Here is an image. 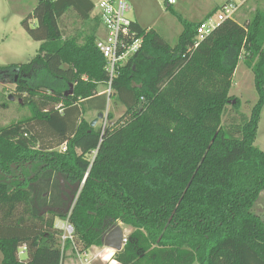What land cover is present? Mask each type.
<instances>
[{
	"label": "trees",
	"instance_id": "obj_1",
	"mask_svg": "<svg viewBox=\"0 0 264 264\" xmlns=\"http://www.w3.org/2000/svg\"><path fill=\"white\" fill-rule=\"evenodd\" d=\"M93 10L91 0H38L21 20L40 42L36 55L0 66L15 70V92L30 111L0 126V263L59 264L73 244L61 249L55 221L68 219L80 252L102 247L118 222L130 227L113 254L119 264H264V220L254 211L264 190V150L254 145L264 13L222 21L197 47L201 20L170 9L182 27L173 44L132 21L141 43L108 96L97 88L109 77ZM69 13L87 28L69 29L61 22ZM241 54L258 98L249 116L230 110L224 125L228 105L239 104L229 91ZM109 98L124 112L91 127L86 113H104Z\"/></svg>",
	"mask_w": 264,
	"mask_h": 264
},
{
	"label": "rangeland",
	"instance_id": "obj_2",
	"mask_svg": "<svg viewBox=\"0 0 264 264\" xmlns=\"http://www.w3.org/2000/svg\"><path fill=\"white\" fill-rule=\"evenodd\" d=\"M38 0H0V66H8L12 64H20L29 62L37 53L40 42L32 40L21 26V20L32 13ZM130 5L128 16L130 18L138 17L140 24L143 27H155L158 31L173 44L181 31L179 22L170 13V9L175 11L183 10L184 3L187 0H174V4L167 6L165 0H125ZM245 2V1H244ZM243 3L233 19L242 24L246 19H250L255 10H260L264 13V0H251L249 4ZM96 11V10H95ZM216 13V12H215ZM212 14V16L215 15ZM190 20L196 21L198 16L193 14H183ZM200 15V14H198ZM96 16V15H94ZM92 16V17H94ZM173 21L174 27L166 22ZM61 22L65 23L75 29H86L87 26H82L72 13L62 17ZM34 20H31L30 25L33 26ZM91 25L94 21H91ZM155 24H157L155 26ZM101 27V26H100ZM99 27V28H100ZM170 27V28H169ZM101 30V28H100ZM10 74L0 75V126H7L16 122L30 114L29 109L22 105L21 98L15 92V84L12 81L13 76L16 75L14 69L10 70ZM7 72V71H6ZM6 76V77H5ZM107 85H98V90L105 91ZM231 92V93H230ZM229 95L239 100L238 106L228 105L227 113L222 116L224 125H229V113H238L243 116H249L252 106L255 104L258 96L254 87V75L243 61L241 54L238 64L233 74V82L229 91ZM11 96V98L9 97ZM234 110V112H233ZM124 112V107L114 102L113 98H109L104 117L99 119L95 124L96 127H103L105 124H111L113 121ZM112 115L110 120L107 116ZM87 119H94L95 112H87ZM254 145L259 149H264V105L262 107L256 129V137ZM58 149H62L59 147ZM254 211L259 214L264 220V190L260 192ZM62 222V219H57ZM117 225L121 226L123 234H129L130 230L122 223ZM111 254H114L113 251ZM115 252V251H114ZM80 257L74 249L68 248L64 253V264H118L113 255H107L105 261L96 256L92 249L85 252H79ZM0 252V259H1ZM1 264V263H0Z\"/></svg>",
	"mask_w": 264,
	"mask_h": 264
},
{
	"label": "built area",
	"instance_id": "obj_3",
	"mask_svg": "<svg viewBox=\"0 0 264 264\" xmlns=\"http://www.w3.org/2000/svg\"><path fill=\"white\" fill-rule=\"evenodd\" d=\"M94 3L96 16L99 18L104 35L96 40V48L106 60L105 70L108 74V82L104 91L108 96L111 93V81L117 73L118 67L132 54H134L141 43L135 37V32L131 29L132 20L128 16L130 5L125 0H91ZM245 0H226L216 11L215 15L208 16L201 20L194 39V47L204 40L222 21L233 18L239 7ZM172 4L174 0H167ZM93 10V11H94ZM105 116V115H104ZM55 225L61 230V249L65 242L70 240L77 256L80 257L78 248L74 245V230L68 219L62 222L55 221ZM127 235L123 234L122 246L126 243ZM114 252V251H113ZM25 254V246H20L18 255ZM61 260L59 264H63Z\"/></svg>",
	"mask_w": 264,
	"mask_h": 264
},
{
	"label": "crops",
	"instance_id": "obj_4",
	"mask_svg": "<svg viewBox=\"0 0 264 264\" xmlns=\"http://www.w3.org/2000/svg\"><path fill=\"white\" fill-rule=\"evenodd\" d=\"M225 1L226 0H187V3L185 2L184 3V7H182L183 10H180V11L178 10L177 12L180 13L184 18H186L189 21H193V20H190V18L185 17V15H183V14H188L187 16H190V15L195 14V15L198 16V18H197L196 21H200V20L204 19L213 9L218 8ZM250 1L251 0H245L244 4L247 5V4L250 3ZM174 3L175 2H173L172 4H170L168 6L171 7V5H173ZM198 14H200V15H198ZM94 15H96V11L95 10L91 13V17L94 16ZM131 20L134 21V22H136L137 24H139L141 27H143L140 24L138 17L131 18ZM166 23L167 24H170V27H172V26L174 27L172 20H168ZM156 25L157 24H155V26ZM100 28H101V30H100ZM100 28H99V31H98V36L99 37H101V36L104 35V30H103L102 26ZM143 28H149V27L146 26V27H143ZM69 29H72V28L69 26ZM181 29H182V27H181ZM262 150H264V149H262ZM128 228L131 229L130 227H128ZM131 230H130V232H131ZM90 249H92L94 251V253H95L96 256H99L100 259H102L104 261H105V257L107 255H109V256L110 255H113V254H111L112 252H110V251H114V250H112V249H110V248H108V247H106L104 245L102 247L92 246ZM0 262H1V259H0ZM63 264H64V262H63Z\"/></svg>",
	"mask_w": 264,
	"mask_h": 264
},
{
	"label": "water",
	"instance_id": "obj_5",
	"mask_svg": "<svg viewBox=\"0 0 264 264\" xmlns=\"http://www.w3.org/2000/svg\"><path fill=\"white\" fill-rule=\"evenodd\" d=\"M6 72L5 70H0V74H3ZM6 75V74H5ZM6 77V76H5ZM17 80V77H15L14 81ZM69 91L65 92L64 95L67 96L68 94H72V88L73 84H70ZM11 98V96H9ZM235 100H232V103H234ZM104 117V113L102 111H99L96 113L95 118L90 122V126L94 127L95 124L99 119H102ZM122 238H123V231L121 230V227L119 225L112 226L109 228L104 235L102 236V243L104 246L116 251L121 250L122 248Z\"/></svg>",
	"mask_w": 264,
	"mask_h": 264
},
{
	"label": "flooded vegetation",
	"instance_id": "obj_6",
	"mask_svg": "<svg viewBox=\"0 0 264 264\" xmlns=\"http://www.w3.org/2000/svg\"><path fill=\"white\" fill-rule=\"evenodd\" d=\"M5 71H7V70H5ZM10 72H11V71H7V72H4L3 74H0V75H5V74H7V73H9V74H10ZM15 77H17V75L13 76L12 80H14V79H15Z\"/></svg>",
	"mask_w": 264,
	"mask_h": 264
}]
</instances>
